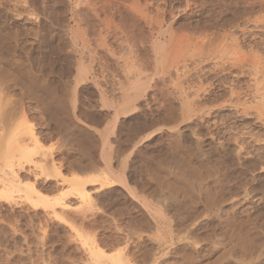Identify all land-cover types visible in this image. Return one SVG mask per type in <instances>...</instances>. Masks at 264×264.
Returning a JSON list of instances; mask_svg holds the SVG:
<instances>
[{
  "label": "rangeland",
  "instance_id": "374dc122",
  "mask_svg": "<svg viewBox=\"0 0 264 264\" xmlns=\"http://www.w3.org/2000/svg\"><path fill=\"white\" fill-rule=\"evenodd\" d=\"M261 9L0 0V264L264 261V100L237 115L223 101L246 78L199 63Z\"/></svg>",
  "mask_w": 264,
  "mask_h": 264
},
{
  "label": "bare ground",
  "instance_id": "6f19581e",
  "mask_svg": "<svg viewBox=\"0 0 264 264\" xmlns=\"http://www.w3.org/2000/svg\"><path fill=\"white\" fill-rule=\"evenodd\" d=\"M220 25V42L224 43L229 48L228 52L231 53H226L227 48H225V51L223 50L225 53L222 52L223 55H217L215 49H213L209 51L207 57L200 58L199 63L211 61L210 70L213 68L214 71L215 69L218 70L219 73L224 74L223 77L225 78L226 75L227 77L228 75H233L236 79L246 78L244 83L245 91H241L239 86L231 85L232 87L228 90L229 97L223 101L225 105L231 106L236 114L240 115V113H243L246 116L245 108L242 106L239 108V104L243 105L246 100L254 103H262L264 100V11L261 9L255 12H236L232 14V20L225 21ZM212 36L213 34L209 35V42L214 39L211 38ZM243 42H245L247 49H245V46L242 49L241 44ZM225 54L228 56H225ZM221 55L225 56V58ZM172 58L173 61L166 73L169 75L173 74L178 79L180 75L184 74L185 63L182 62V56L176 53ZM161 64L165 65L166 63L162 61ZM236 82L238 81L236 80ZM257 113L259 114L258 111ZM258 119L262 120L261 115ZM18 177L17 171L11 170L8 177L2 181L1 191H11L17 183L20 184L22 181ZM30 188L34 189L32 185ZM36 196L37 199H43L39 195ZM258 264H264V261L262 260Z\"/></svg>",
  "mask_w": 264,
  "mask_h": 264
}]
</instances>
